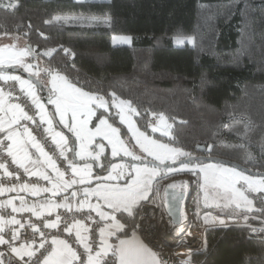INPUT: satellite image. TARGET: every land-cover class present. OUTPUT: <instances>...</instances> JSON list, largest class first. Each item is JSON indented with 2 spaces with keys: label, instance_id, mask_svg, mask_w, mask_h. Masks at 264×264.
Listing matches in <instances>:
<instances>
[{
  "label": "trees",
  "instance_id": "trees-1",
  "mask_svg": "<svg viewBox=\"0 0 264 264\" xmlns=\"http://www.w3.org/2000/svg\"><path fill=\"white\" fill-rule=\"evenodd\" d=\"M14 4L16 9L0 7V37L22 39L33 51L30 61L41 58L43 74L34 76L48 97L51 91L44 79L60 73L107 102L108 109H98L97 116L104 112L123 137L130 135L114 106L118 97L131 102L139 128L156 139L191 156L200 154L197 145L204 144L208 155L264 172V0H14ZM205 13L206 20L210 18L209 39L202 28L203 40L199 36L193 44L175 45V34L197 33ZM59 14L107 16L109 24H68L53 19ZM115 33L131 35L132 42L113 44ZM160 113L171 121L170 136L150 127L152 115ZM117 159L131 161L106 154L99 172L105 173L103 169ZM245 192L255 206L249 213L264 218V193ZM240 210L230 206L219 215L235 217ZM116 216L124 227L112 236L113 246L136 231L138 209L135 222L127 214ZM204 221L205 227L210 225V218ZM206 239V250L194 254L193 262L264 264V241L247 226H212L206 229ZM116 261L112 248L101 264Z\"/></svg>",
  "mask_w": 264,
  "mask_h": 264
},
{
  "label": "snow or ice",
  "instance_id": "snow-or-ice-1",
  "mask_svg": "<svg viewBox=\"0 0 264 264\" xmlns=\"http://www.w3.org/2000/svg\"><path fill=\"white\" fill-rule=\"evenodd\" d=\"M0 7L16 9L18 4L9 3L7 5H0ZM53 19L59 20L61 17H54ZM50 22L51 21L48 23ZM130 40L131 37H127L125 38L124 42H130ZM174 40L178 45L184 43L185 40L191 42L190 37H184L181 34H177L174 37ZM4 51L5 49H0V53H3ZM28 51V49H25L19 53H15L14 55L17 58L22 57L27 55ZM30 68L31 65H28L26 66L25 70H29ZM0 78L19 81L21 85V91L25 92L27 96L31 97L32 104H34L39 110L38 115L40 116V123H46L48 125L44 131L51 135L53 142L57 145V147L60 148L59 155L67 160V156L65 155L66 149L64 146L67 145L68 138L62 132L54 131L53 118L48 117L44 104L40 102V98L35 94V85L32 83V81L21 79L19 76H7ZM57 80L62 82V87L57 88ZM52 81L53 90L59 91L60 96H58L56 99H49L48 103L55 105L54 115H59V123L63 124L69 132L73 133L76 138L81 141V151L74 152V157L79 156L81 159H83L84 156L87 155L94 161L99 160L100 154L104 152V145L99 144V152L93 156L92 153L87 152L85 141L91 143L94 136L103 134L104 138L107 139L112 145V157H116L120 152H123L125 156H130L132 161H139L138 164L133 163L129 165L130 169L135 172V176H131V172H129L128 178L125 179L123 186H119L118 184L108 185L106 183H97L95 188L85 187L83 189L84 199L79 202V207L76 209V211H83V209L87 207L90 212L95 211L102 221H111V224H106L105 227L99 228L101 237L104 236L107 227L116 229H122L124 227V224H121L117 219L116 213H119L122 217L127 214V217L131 218L135 222L137 209L140 206V202H154L152 199H150V195L152 193V179L159 175L161 166H163V169L167 172H172L175 170H188L193 174H195L197 171L205 173L206 183L208 181L207 173L211 169L214 174H220L219 176L214 175V179L219 181V186L223 187L226 193H231L235 201H242L247 205H251L252 201L248 200L242 191L235 188L236 180L242 178L248 184L249 189L255 191H264V180L257 182L247 176H242L240 172L235 171V166L232 168L224 167L223 165L225 162L222 161L217 162L216 164H205L200 157H192L190 153L185 152L182 149L170 148L166 144H160L155 140L149 139L143 132H139L138 129H135L132 121L123 114L125 107H127L129 112H135V109L131 107V102L121 100L119 104L116 105V107L120 108V121L122 123L128 124L129 131L133 133L136 143L140 145L144 153L153 158L151 162H145L143 157L135 155L124 146L123 141L119 139V129L108 123V117L105 116L104 112H101L100 115L96 117L98 124L94 125L95 132H90L87 129L86 126L89 122L87 119L79 120L77 118L78 115H85L89 118L93 115H96L90 105L97 100L99 101L98 106L107 110V103L102 97L91 95L82 91L80 88L74 87L72 84L68 83L63 76H59L58 74L52 76ZM0 95H2V93H0ZM111 95L115 98V93H111ZM0 104H2V100H0ZM8 110L11 112L10 119L6 120L4 118H0V132H5L6 128L8 129L4 138L0 139V150L6 151L7 155L11 157L12 163L17 165L19 168H22L25 173L32 176H40L43 180L48 181L52 185L51 189H48L36 186L29 188L27 184H24L20 189L21 191L29 190L32 195H39L41 192L51 191L52 195L56 196L61 190L66 191L78 183L83 185L90 182L88 177L91 175L92 165L85 164L84 168L81 169L74 162H69L68 168L71 169L73 177L78 176L79 180L75 178L71 180H65L64 172L60 171L52 156H50L49 153L45 151L44 146H42L36 140L26 125H22V127H24V133L27 136V141L20 140L18 138L19 133L11 130L13 125L19 124L21 120L32 121L35 123L33 116L28 115V112H26L20 104L9 105ZM2 111H4V109L0 107V112ZM69 111H71V123L65 119ZM160 120L161 122H164V117L162 115ZM156 130V128L153 129V131ZM5 140L11 141V143L5 145ZM29 144L32 148L36 149V151L39 153V156L43 158V163L52 169V171L55 173V178L48 175L46 172L32 170L28 167L29 164L35 165L38 162L32 159V156L28 151ZM197 148L199 149V145ZM210 149L211 146H209L208 150ZM181 156L187 157L188 159L181 160L179 162V169H175L173 165L176 164L177 159ZM166 161H171V164L166 163ZM101 167L103 168V166ZM124 168L125 166L123 164L110 163L111 171H109L107 168H104L103 170L108 172L107 176H97V180H119L124 174ZM0 169H3L4 174L7 176L13 175V173L8 172V166L6 163L0 162ZM257 183L260 185V187L254 188V185ZM168 187L175 188L176 185L172 184ZM14 190L16 189L0 188V193ZM76 196L77 192L72 191L71 198H75ZM91 196L97 197L98 201L102 200L103 204L98 202L93 205L89 200V197ZM205 199H207V193L205 194ZM20 200V207H16L13 204L12 199L6 201V204H0V207L11 206V210L14 213L25 211L31 212L38 219L44 215L45 211L51 215L52 210L55 208L64 207L69 211L72 210V205L69 202L70 198L68 196L64 197L63 204L53 203L51 200H48L47 202L41 203L39 205L33 204L27 206L22 197ZM171 200L174 204L178 205L183 200V194L173 193ZM173 203L169 204V215H173ZM105 206L111 211H104L103 209ZM237 206L239 207L240 204L237 203ZM90 212L87 217L88 219H92ZM176 212L178 213V216H173L171 223L176 226L177 234H180L184 231L181 221L186 219V217L179 207L176 208ZM140 219L143 220V217H140ZM59 223L60 217L58 215L56 220H47L46 222H43L42 227L45 229H57L59 227ZM221 223H223V221H221ZM6 225H19L20 228H24L26 225L21 223V221L17 220L14 216L8 220L0 217V245H5L10 253L18 257L16 264H33L32 258L35 255V251L31 248L26 249L24 244H21L20 247L14 246L12 241L18 239V230H14L12 232L10 239H5V236L2 233L4 232V227ZM27 227L32 228L33 234L39 233L41 238L39 247L44 248L45 233L41 230V227H38L32 222H29ZM73 227L76 228L77 239L83 242L85 237L81 235V229H84L85 231H87V229L84 228V225L77 220L73 226L66 225L63 230L71 234ZM140 227H142L140 223H134V228ZM33 243H35V241H33ZM51 244L55 247L52 248L51 252H49L47 256H44V253H41V256L44 257L43 260L40 261L37 259L35 264H73L74 260H79L80 264H100L99 258L106 254V251L101 249V251H97L95 255H93L92 249L87 244H85V249L87 252V260L85 261L82 256H78L77 253L73 251L72 247L67 243L66 240L53 237ZM121 244L123 245L124 242L122 241ZM38 250L39 249H36V251ZM45 251H47V249ZM119 252L120 264H161L157 254L143 245H139L137 248L131 251L121 248L119 249ZM25 256L28 257L27 260L24 259ZM11 259L12 257L9 256V264H11ZM0 264H5V252L2 251H0ZM183 264H190V261H184Z\"/></svg>",
  "mask_w": 264,
  "mask_h": 264
},
{
  "label": "built area",
  "instance_id": "built-area-1",
  "mask_svg": "<svg viewBox=\"0 0 264 264\" xmlns=\"http://www.w3.org/2000/svg\"><path fill=\"white\" fill-rule=\"evenodd\" d=\"M0 90L7 95L9 103L20 104L22 108L28 115L33 116L35 123L32 121L22 120V125H26L31 131L32 135L36 140L45 148V151L52 156L57 167L61 172H64V179H73V173L70 168H68L69 160H65L59 155L60 148L53 142L51 135L46 133L44 129L48 127L46 123H40V116L38 115L39 110L31 102V97L27 96L25 92L21 91V85L17 80L2 79L0 78ZM43 98H40L42 101ZM0 139H3L0 136ZM4 144H10L7 140ZM0 162L6 163L8 166V172L13 173L12 176H7L4 174V170L0 169V188H12L18 184L27 185H40L44 188H49L51 183L43 180L40 176H32L24 172L22 168L12 163L11 157L7 155L6 151L0 150ZM18 177V178H17ZM175 181V183L173 182ZM175 184L177 191L183 193V200L180 202L181 210L184 215L192 225V227L202 228L203 231V243L196 244V241L190 240L191 238L186 237V235H177L176 226L171 223L172 218L167 212V202H166V190L169 185ZM193 183L191 179L186 175H181L174 177L164 184L161 189L157 192H152L150 199L154 202L142 201L138 208V216L136 223H140L142 227L135 228L141 237L146 241L149 247L154 249L157 255L163 260L165 264H183L184 261H190L193 263L194 254L204 252L207 248L206 239V229L203 225L196 222L193 216L188 214V206L193 194ZM161 208L163 213L161 212ZM90 210L83 209V211H76L68 209H60L57 213H51V215H43L39 219L33 215L31 212H19L14 213L9 208H0V217L5 220L11 219L13 216L20 220L21 223L25 224L24 228L8 227L2 234L5 239H10L12 232L18 230V239L12 241L14 246L19 244L33 245L35 255L33 256V264L39 259L43 260L41 253L47 256L51 252L54 245L51 244L53 237L57 239L66 240L76 251L78 256H82L84 260H87V252L83 242L77 239L76 235L71 232L64 231L65 226H73L75 221H80L86 231V244L92 249V254L95 255L97 251L104 249L108 255L112 248L113 243L111 238L104 239L101 237L99 228L105 227L109 224V221H102L95 211H91L90 215L92 219H88ZM59 215L60 223L57 229H45L42 227V223L47 220H56ZM143 217V220L140 219ZM29 222L36 224L41 227V230L45 233L44 248H40V235L39 233L33 234L32 228L27 227ZM204 224V222H203ZM214 221H210V227L214 226ZM244 225L250 228L253 236L260 238L264 241V218L255 215L247 214L237 217H230L226 221V225ZM108 228V227H107ZM106 228V230H107ZM105 230V231H106ZM183 237H185L183 239ZM35 241V243H33ZM183 245L182 247H180ZM183 248V250H180ZM36 249H39L36 251ZM47 249V251H45ZM0 251L5 252V264H9L8 257L11 256V264H16L18 257L10 253L5 245H0ZM25 260L28 259L27 256L24 257ZM73 264H80L79 260H74Z\"/></svg>",
  "mask_w": 264,
  "mask_h": 264
},
{
  "label": "rangeland",
  "instance_id": "rangeland-1",
  "mask_svg": "<svg viewBox=\"0 0 264 264\" xmlns=\"http://www.w3.org/2000/svg\"><path fill=\"white\" fill-rule=\"evenodd\" d=\"M0 3L7 5L9 3H14V0H0ZM246 5H248V4H246ZM206 14L207 13L203 14L202 18H200L199 28H198V31L196 34H194V35H182L181 34L184 37H190L191 42H189L188 40H185V42L182 44H179V46L185 45L187 43L193 44V43H195V41H200L199 36H200V39L203 40L202 31H201L202 28L206 29L207 33H206L205 38L209 39L211 25H210V18H209V21L206 20L207 17L205 18ZM55 17H61V19H59L58 21L65 22L68 24H77V25H84V26H100V25H108L109 24V17H107V16H95V15L93 16V15H82V14H59V15H56ZM176 35L177 34H175L173 36V43L175 45H178L175 43V40H174V37ZM207 35H208V37H207ZM127 37H131L130 42H124L125 38H127ZM111 42L113 44H130L132 42V36L129 34L115 33L111 36ZM0 49H5V51L3 53H0V66H15V67L21 68L22 70H24L27 73L37 75L38 77H41V75L43 74L44 66L41 62V58L38 57L35 62L30 61V57H31L33 51L25 43V41H23L22 39L14 38L11 36L0 37ZM25 49L29 50L27 55H24V56L18 57V58L14 55L15 53H19ZM28 65H31V68L29 70H25L26 66H28ZM3 74H6V73H3ZM57 74L59 76H63L65 78V76L60 74V73H54V75H57ZM14 75L19 76L21 79L28 80L21 75H18V74H14ZM65 80L68 83H70L66 78H65ZM49 81H50L49 79H44L45 84L51 87V88L49 87L50 91H51L50 99H56L58 96H60V92L53 90L52 78H51V83ZM70 84H72V83H70ZM56 85H57V88L62 87V82L57 80ZM73 86L77 87L75 85H73ZM77 88H79V87H77ZM82 91H84V90H82ZM84 92H86V91H84ZM87 93H89V92H87ZM89 94L97 96L96 94H93V93H89ZM121 100L128 101V100H125V99L118 97L115 99L114 106L116 107V105L119 104V102ZM46 104H47V106L50 105L49 106L50 113H51V116H52V118L56 124L55 126L58 127L59 129H61L62 133H64L65 135L71 136V137L69 136L70 137L69 141H68L67 145L64 147L66 149L65 155L67 156V158L70 161L74 162L75 160H77V158H80L79 156L74 157V152H80L81 151V141L78 140L73 133L69 132L68 129L65 128L63 124L59 123V119H60L59 115H54L55 105L50 104V103H46ZM98 104H99V101L97 100V101H94L90 105V107L92 108V110L95 112L96 115H93L90 118L85 116V115H78V117H77L79 120L87 119L89 121L86 127L90 132H95L94 125L98 124V121L96 119L97 110L98 109H104V108H100L98 106ZM131 107L135 109V112H129L127 107H125L123 114L132 121L135 129H138L139 132H143L149 139L155 140V141H157V143L166 144L170 148H178V147L173 146L170 143L158 140L154 136H152V135L146 133L145 131H143L142 129H140L137 122H136V119H135V115L137 113V110L134 106L131 105ZM107 109H108V104H107ZM116 109H117L118 114H119L120 108L116 107ZM161 115L164 117V122H161V120H160ZM119 118H120V115H119ZM65 119L68 120L69 123H71V111H69L67 113ZM108 123L111 124L113 127H116L111 122H109V120H108ZM123 124L126 126L128 132H129V135H130V137H128V138L123 137L122 134L120 133V130H119V139L121 141H123L124 146L127 147V149L129 151L133 152L135 155L146 158V159H144L145 162H146V160L152 161L153 158L148 156L146 153H144L142 148L140 147V145L136 143V139L133 136V133L131 131H129L128 124L127 123H123ZM166 126H170V127H166ZM171 126H172L171 121L169 120V118L164 113L152 115V118L150 120V127L152 130L154 128H156L157 129L156 132H159V133L166 135V136H170ZM165 133H167V134H165ZM85 144L87 146V152L92 153L93 156H95L96 153L99 152V147H98L99 144L104 145V152L102 154H100L99 160H96V161L92 160L91 157L85 155L83 160L87 161V162H83L82 165L91 164L92 170H94L93 167H94V163H96V162H98L100 164L99 167L103 166V163H102L103 156L106 154L111 155V152H112V145L108 142V140L104 138L103 134H101V135L94 136L91 143H88L87 141H85ZM178 149H181V148H178ZM70 151H73V153L69 154ZM183 151H185V150H183ZM115 158H126V159L131 160V161H129V160L117 159L113 162L116 164H123L125 166L124 174L120 177L119 180L95 181V182H92L91 184L85 185V187L95 188L97 183H106L108 185H117L118 184L119 186H123L125 179L128 178L129 172H131V176H135V172L130 169L129 165H131L133 163L138 164L139 161H132L131 157L125 156L123 154V152H120L119 155H117ZM184 158H186V157H184V156L179 157L177 159V162L181 161ZM166 163L171 164V161H166ZM204 163L205 164H216L217 162H205L204 161ZM223 166L228 167V168L233 167V166L228 165V164H224ZM173 167L175 169H179V165L173 166ZM190 167H191V165H190ZM109 171H111V169ZM235 171L240 172L242 174V176H247V177H249L252 180L257 181V182L264 180V176L250 175V174L240 170L237 167H235ZM188 172H190V173H188ZM105 174H108V172ZM113 174H115V173H113ZM181 175L188 176L193 183V186H192L193 187V194H192V198H191L192 199L191 200V203H192L191 209L192 210L190 212L188 211V214L193 216L194 220L196 222H198L200 225H203L204 227H205V225H204L205 223L203 224V222H205L204 221L205 218H210V216H212V215L217 216L219 219V222H218V220L214 219L215 223H218L219 225H226V221L230 217H226V216L222 217L219 215V213H221L225 209H228L230 206L233 207V210H236V211L241 209L240 212L236 214L237 216L250 214L255 209L253 200L246 195L245 191H246V189L254 191V192H256V191L249 189L248 184L242 178L236 180L235 188L242 191L244 193V195L247 197V199L252 201L251 205H247L242 201H235L234 198L232 197L231 193H226L224 188L219 186V181L214 179V175L219 176L220 174L219 173L214 174L211 169L207 173L208 181L206 183L205 173H201V172L197 171L195 174H193L191 171H188V170H183V171L175 170L172 172H167L166 170L163 169V166H161V171H160L159 175H157L156 177H154L152 179V192L158 193L159 188H161L169 180L173 179L174 177L181 176ZM129 182H130V179H129ZM255 187H260V185L257 183L256 185H254V188ZM261 192L264 193V191H261ZM206 193H207V199H205ZM93 197H95V196H93ZM95 198H97V197H95ZM237 203L240 204L239 207L237 206ZM204 215H206V216L203 218ZM236 215H235V217H236ZM221 221H223V223H221ZM209 227H210V225L206 226L205 229H207ZM193 235H195V236L200 235L201 236L200 240L203 243L202 228H198ZM200 240L198 239L196 241H200Z\"/></svg>",
  "mask_w": 264,
  "mask_h": 264
},
{
  "label": "crops",
  "instance_id": "crops-1",
  "mask_svg": "<svg viewBox=\"0 0 264 264\" xmlns=\"http://www.w3.org/2000/svg\"><path fill=\"white\" fill-rule=\"evenodd\" d=\"M54 75V73L51 74L50 78H49V82L51 83V78L52 76ZM7 76H17V75H14V74H10V73H6V74H3V73H0V77H7ZM50 85V84H49ZM50 87V86H49ZM51 88V87H50ZM0 93H2V95H0V100H2V104H0V107H2L4 109V111L0 112V118H4V119H10L11 117V112L8 110L9 109V105H11L8 101V97L6 94H4L1 90H0ZM35 94L39 97V98H43L41 95L38 94L37 90H36V87H35ZM50 99V97H49ZM42 104H44L45 106V109L47 111V114H48V117L49 118H52L51 116V113H50V108L49 106H47V104L44 102V100L42 99V101H40ZM55 122L53 120V128H54V131H59V132H62L61 129H59L58 127L55 126ZM12 131H15L17 133H19V139L22 140V141H27V136L25 135L24 133V127H22V120L20 121L19 124L17 125H13V128L11 129ZM8 129L6 128L5 132H0V136L2 138H4V136L6 135ZM64 134V133H63ZM65 135V134H64ZM67 138H68V141H69V136L65 135ZM8 141V140H7ZM9 143H11V141H8ZM68 143V142H67ZM28 151L29 153L31 154L32 156V159L33 160H36L38 161L35 165H32V164H29L28 167L32 170H39L41 172H46L48 175L52 176L53 178H55V173L52 171L51 168L47 167L46 164L43 163V158L39 156V153L36 151V149L32 148L31 145L29 144L28 145ZM71 153V151L69 152V154ZM69 160V159H68ZM70 161V160H69ZM70 162H73V161H70ZM83 162H87V161H84L83 159L81 158H77V160L74 161V163L81 169L84 168L85 165H82ZM99 163L96 162L94 163V167L92 170L91 168V175L88 177V180L90 181L89 183H86V184H76L74 185L72 188L70 189H67L66 191L65 190H61L60 192H58V194L56 196H53L52 195V192L51 191H48V192H41L39 195H32V193L29 191V190H23L21 191V187L23 186V184H18L12 188H15L16 190L14 191H5L3 193H0V204H6V201H8L9 199H12L13 201V204L16 206V207H20L21 205V200L20 198L22 197L23 200L25 201V204L27 206H30V205H33V204H41V203H45L47 202L48 200H51L53 203H57V204H63L64 203V197L65 196H68L70 198L69 202L71 203L72 205V209L73 210H76L78 207H79V202L84 199V196H83V189L85 187V185L87 184H91L92 182H95V181H98L97 180V176H101V177H104V176H107V171L105 173H101L99 172ZM108 170H110V167L108 166L107 168ZM75 179L79 180V177L76 176L74 177ZM29 188H31L32 186H36V187H40V188H44L40 185H28ZM52 185L48 188V189H51ZM4 188V187H3ZM72 191H76L77 192V196L75 198H71V193ZM89 200L90 202L95 205L96 203H101L103 204V201H98L97 198L91 196L89 197ZM0 208H9L11 209V206H4V207H0ZM60 209H65L64 207H59V208H55L52 210L51 213H57L58 210ZM84 209H88L87 207H85ZM104 211H111L110 209H108L106 206L104 207L103 209ZM48 212L45 211L44 212V215H47ZM121 223V222H120ZM109 224H111V221H109ZM122 224V223H121ZM219 224H215L214 226H218ZM17 227V225H6L4 227V231L8 228V227ZM212 227V226H211ZM85 228V226H84ZM121 229H116V228H112V227H108L107 230L105 231V234H104V239H109V238H112V236H114L118 231H120ZM72 232L76 235V228L73 227L72 228ZM81 235L83 237H86V231L84 229H81ZM124 242V244L122 245L121 242ZM84 245L86 244V238L84 239L83 241ZM69 244V243H68ZM25 245V244H24ZM70 245V244H69ZM139 245H143L145 246L146 248L148 249H151L152 252H155L156 251L154 249H152L151 247L148 246V244L146 243V241L141 237V235L134 231L132 232L130 235L128 236H123V237H120L117 242L115 243V245L113 246L114 250H115V254H116V257H117V261H116V264H120V252H119V249L121 248H124L125 250H133L135 248H137ZM21 244L17 245L16 247H20ZM26 246V249L27 248H31L32 250H34V246L33 245H25ZM71 246V245H70ZM55 247V246H54ZM72 247V246H71ZM73 251H75V249L72 247ZM76 252V251H75ZM157 254V253H156ZM107 256V254H104L102 255L99 259H100V264L102 262L103 259H105ZM158 256V255H157ZM158 258L160 259L161 261V264H165L163 262V260L158 256ZM74 262V261H73ZM192 264H200V263H196V262H193Z\"/></svg>",
  "mask_w": 264,
  "mask_h": 264
},
{
  "label": "water",
  "instance_id": "water-1",
  "mask_svg": "<svg viewBox=\"0 0 264 264\" xmlns=\"http://www.w3.org/2000/svg\"><path fill=\"white\" fill-rule=\"evenodd\" d=\"M0 73L18 74V75H21V76L25 77L28 80H31L32 83L34 85H36L40 89V91L42 93L43 100L46 103H48V101H49L48 91L46 90L44 84L37 77H35L33 74L27 73L24 70H22L21 68H18V67H15V66H0ZM198 145H199V149L197 148V151L200 154L194 155L192 157H200L205 162H220V161H222V162H225L224 164L235 166V167L239 168L240 170H242V171H244V172H246V173H248L250 175L264 176V172L254 171V170L242 165L239 162L232 161V160L227 159V158H222V157L208 155V154H206V152H207L206 145H204V144H198ZM186 159H188V158L186 157V158H184L182 160H186ZM146 162H151V160H146ZM179 162L180 161L176 162V164L173 165V166L179 165ZM166 193H167L166 194L167 212L169 214V204L173 203L172 200H171L172 194L173 193L181 194L182 192L177 191V189H175V188H169L168 187L167 190H166ZM177 207H179L181 209L180 203L178 205L173 203V208H172L173 215H170L172 219H173V216H178V213L176 212V208Z\"/></svg>",
  "mask_w": 264,
  "mask_h": 264
},
{
  "label": "bare ground",
  "instance_id": "bare-ground-1",
  "mask_svg": "<svg viewBox=\"0 0 264 264\" xmlns=\"http://www.w3.org/2000/svg\"><path fill=\"white\" fill-rule=\"evenodd\" d=\"M174 183H175V181H173ZM185 216V215H184ZM206 215H204L203 216V218L205 217ZM186 217V216H185ZM215 217V218H214ZM218 220V222H219V219H218V217L217 216H215V215H212V216H210V221L211 220ZM206 222V221H205ZM181 224L183 225V228H184V231L182 232V233H180V234H177L178 236L179 235H186V237H188V238H191L190 240H194V241H196V239L194 238L195 237V235H193L194 233H195V231L198 229L197 227H192V225L190 224V222L188 221V219L186 218V219H183L182 221H181ZM185 237H183V239H184ZM197 243L196 244H202V241L200 240V241H196ZM183 245H181L180 247H182ZM180 250H183V248H181Z\"/></svg>",
  "mask_w": 264,
  "mask_h": 264
}]
</instances>
